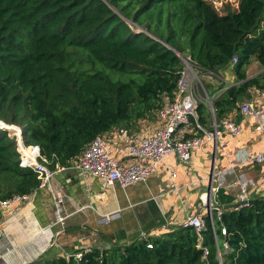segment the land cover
<instances>
[{"label":"trees","instance_id":"obj_1","mask_svg":"<svg viewBox=\"0 0 264 264\" xmlns=\"http://www.w3.org/2000/svg\"><path fill=\"white\" fill-rule=\"evenodd\" d=\"M118 2L0 0V203L32 194L41 183L33 169L20 166L17 130L26 145L40 147L50 170L69 167L98 136L130 127L174 99L184 69L179 54L215 74L238 58L237 84L213 103L218 120L239 113L251 89L264 90V73L246 74L253 60L264 67V0H240L225 14L207 0H146L135 13L136 6ZM167 8L168 35L152 36L150 26L134 31L125 20L144 27L141 17L157 15L160 28ZM207 113L199 104L203 126ZM223 223L230 245L223 264H264V197L225 210ZM203 237L199 247L193 227L176 225L110 249L87 252L77 243L64 252L55 245L33 264H219L209 226Z\"/></svg>","mask_w":264,"mask_h":264},{"label":"crops","instance_id":"obj_2","mask_svg":"<svg viewBox=\"0 0 264 264\" xmlns=\"http://www.w3.org/2000/svg\"><path fill=\"white\" fill-rule=\"evenodd\" d=\"M232 67L219 74L204 71L207 84L212 86V89L205 91L212 95L223 90L220 97L229 87L236 85ZM261 73H264V67L257 60H253L246 69L247 79ZM222 84L224 86L220 88ZM260 92L253 88L249 93L250 98L245 99L251 104L264 102V94ZM207 110L204 126L209 128L213 117L208 107ZM241 117L238 113L236 121L242 124L240 136L224 134L216 144H205L193 153L189 164L181 163L176 157H168L147 182L130 187L142 185L139 188L144 190L147 197L142 195L144 192H129L127 190L130 188L124 190L120 186L122 193L119 194L115 189L117 186L109 187L91 176L85 178L79 171L56 173L50 184L38 189L29 203L17 205L0 219L1 264H33L39 261L48 252H53L58 232L65 233L67 228H81L82 223L79 225V222L84 216L90 224L92 221L103 224L130 215L126 219L132 222L129 228L121 229L124 233L119 242H116L118 238L113 231L101 233L92 226L95 232L98 231L93 233L92 242L99 246L108 244L111 248L114 243H129L138 235L160 236L172 226L182 225L188 215L205 217L201 200L203 195L206 196L204 191L211 177L214 203L224 207V211L236 205L239 184L248 188L253 199L263 197L264 161L258 163L253 159L260 153L264 154V117L238 121ZM145 123L139 122L138 131L145 129ZM157 124L155 122L151 129ZM151 129L147 128L148 131ZM128 131L132 135L141 133ZM113 150L115 157L125 155L123 148L115 147ZM171 172H175L176 177ZM219 173H222L220 178ZM58 197L63 200L60 205Z\"/></svg>","mask_w":264,"mask_h":264},{"label":"built area","instance_id":"obj_3","mask_svg":"<svg viewBox=\"0 0 264 264\" xmlns=\"http://www.w3.org/2000/svg\"><path fill=\"white\" fill-rule=\"evenodd\" d=\"M179 57L184 69L178 81L174 99L165 98L163 106L157 111L158 124L154 129L133 135L128 130L119 129L100 135L90 143L77 159L72 161L69 167L57 166L54 171L49 169V163L42 157L40 147L26 145L21 131L17 130L12 137L15 135L17 140L20 166L31 168L38 174L41 181L38 189L47 187L56 173L79 171L85 178L91 176L109 187L118 185L125 190L147 182L156 174L163 160L168 157H176L181 163L189 164L193 153L205 144L213 142L216 144L224 134H230L233 137L240 136L242 124L236 121L238 114L236 111L221 120L215 116L213 103L223 90L212 95L204 91L201 95L197 90V85L201 81L196 73V66L192 58L180 54ZM237 63L238 58L235 57L232 65ZM260 93L264 94V91L261 90ZM201 103L208 107L213 117L209 128L199 122L197 109ZM239 114L245 120L252 118L259 120L264 117V102L242 103ZM115 147L123 148L125 155L115 157L113 150ZM253 160L262 163L264 154L260 153ZM171 174L176 177L175 172H171ZM218 176L220 178L222 173H219ZM37 190L29 195L14 196L9 200L2 201L0 212H10L17 205L29 203ZM239 190L236 205L230 210H234L235 207H247L253 201L244 184H239ZM212 191L214 192L213 187ZM57 201L59 205L63 203L60 197ZM202 202L206 212L205 217H201L199 214L188 215L182 225L195 229L199 237V247L204 240L203 234L209 226L216 243L219 264H223V254L230 250V245L225 239L227 236V229L223 223L225 211L219 209L218 203H214L213 196H211L209 204L203 197ZM57 214L59 215V213ZM60 220L63 221V219ZM148 247L152 248V245ZM85 249L87 252L91 250V248ZM208 256L209 250L205 248L203 259L207 260ZM75 257L81 259L82 255L77 254ZM2 260L0 257V264Z\"/></svg>","mask_w":264,"mask_h":264},{"label":"rangeland","instance_id":"obj_4","mask_svg":"<svg viewBox=\"0 0 264 264\" xmlns=\"http://www.w3.org/2000/svg\"><path fill=\"white\" fill-rule=\"evenodd\" d=\"M118 1H119L118 5H119L120 8L126 6V5H128L130 3H131L130 4L131 8L136 6V7L133 8V13H135L140 8L141 5H144V1H146V0H118ZM207 1L210 2L220 13H224V14L229 9L232 10V11L236 10L238 8L239 2H240V0H207ZM170 12H172V9H168L167 8L165 10V13L162 15V24H161L160 28H158L159 19H158L157 15H155L153 17V19H152L151 16L141 17L140 21L142 22L144 27L137 25L136 23H134V21H132L130 19H125V20L127 21L129 26L134 31H146V32H148L147 26H150L151 27L152 36H153V34L154 35H159L158 31H162L166 35H168V34H170V26L168 27L167 30L165 29V27H166L168 16H169ZM132 18H133V16H132ZM185 57H187V56H185ZM262 68H263V66H262ZM195 70H196V73L199 76L200 81H201L197 85V87H198L197 90L202 95V93H204V91L207 90L206 87L208 86V84H207L208 80H207L206 77H204V75H203L204 71L203 70H201V69H199L197 67L195 68ZM245 102H248V101L245 99V100H243V103H245ZM156 114H157V112L152 113V114L148 115L146 118H144L143 120L134 123L130 127L124 126L122 128H118V129H114V130L127 129V130H132L133 132H137L139 130V128H140L139 122H141L143 124V123H145L144 120H146L145 126H143V128H145V129H142V130L138 131V132H141V133L145 132L147 130V128L151 129L153 124L155 122L157 123ZM10 127H13V126H10ZM114 130H112V131H114ZM112 131H110V132H112ZM139 187H142V185L138 186L137 188H130L127 191H129V192H132V191L134 192L135 191L136 192L138 190L139 192H144V190H141V188H139ZM115 189H116V191L119 194L122 193V190L119 188L118 185H117V187ZM142 195L147 197V195H145V192ZM201 205L203 206L202 200H201ZM128 216H130V215H128ZM128 216H126V218ZM126 218L123 216L119 220H115V221H111L109 223H103V224H98L96 221L95 222L92 221V223L90 224L89 220L86 218V216H84L83 220H81L82 222L81 221L79 222V225H80V223L83 224V225L81 224V228H79V227H76L75 229L74 228H67V231L65 233L63 231H61L60 233L58 232V236H57V239H56V242H55L54 245H57L58 247H60V249H62V251H64V252H65V250H67V251L68 250H72L77 243H78V248L79 249H83L84 247L92 248L94 245L97 247L99 244L98 243L95 244V243L92 242V240H93L92 236H93V233H97L98 231L101 232V233L113 231L114 233H116V236L118 238V239H116L117 240L116 242H119L120 240H122V237H123L122 233H124V232H121V229L129 228L128 226L132 222V221L126 219ZM83 222L88 223V224H85ZM92 226H95V228L98 231L95 232L94 228ZM63 233H64V235H63ZM139 236L140 235H138V237ZM84 250H86V249H84ZM73 254L74 253L68 254V255H73Z\"/></svg>","mask_w":264,"mask_h":264},{"label":"water","instance_id":"obj_5","mask_svg":"<svg viewBox=\"0 0 264 264\" xmlns=\"http://www.w3.org/2000/svg\"><path fill=\"white\" fill-rule=\"evenodd\" d=\"M212 177L211 178H209V183H208V185H207V187H206V189H205V191H204V193H206V195H207V198H208V204L210 203V199H211V196H212ZM218 207H219V209H224V207H222L221 205H218ZM146 237V235H141L140 237H139V239H143V238H145ZM104 248V249H109L110 248V245H108V244H105V246L103 247V246H99L98 245V248ZM2 262H3V260H2Z\"/></svg>","mask_w":264,"mask_h":264},{"label":"bare ground","instance_id":"obj_6","mask_svg":"<svg viewBox=\"0 0 264 264\" xmlns=\"http://www.w3.org/2000/svg\"><path fill=\"white\" fill-rule=\"evenodd\" d=\"M204 197V200H206L207 201V203H208V198H207V195L206 196H203Z\"/></svg>","mask_w":264,"mask_h":264}]
</instances>
